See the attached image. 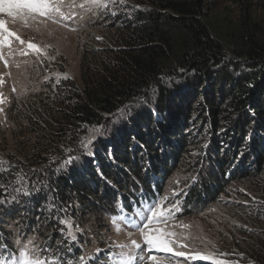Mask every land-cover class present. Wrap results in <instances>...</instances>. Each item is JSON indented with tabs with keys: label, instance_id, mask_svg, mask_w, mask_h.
Masks as SVG:
<instances>
[{
	"label": "trees",
	"instance_id": "16d2710c",
	"mask_svg": "<svg viewBox=\"0 0 264 264\" xmlns=\"http://www.w3.org/2000/svg\"><path fill=\"white\" fill-rule=\"evenodd\" d=\"M105 19L104 38L82 49L79 78L44 84L23 107L33 137L20 138L0 174L9 252L15 227L77 258L50 202L94 228L118 214V202L132 216L161 200L194 150L187 204L205 206L236 180H254L264 195V0H130ZM95 128L94 155H85L80 141ZM16 173L39 185L26 189L31 196L13 191ZM250 252L264 264L263 228Z\"/></svg>",
	"mask_w": 264,
	"mask_h": 264
},
{
	"label": "rangeland",
	"instance_id": "374dc122",
	"mask_svg": "<svg viewBox=\"0 0 264 264\" xmlns=\"http://www.w3.org/2000/svg\"><path fill=\"white\" fill-rule=\"evenodd\" d=\"M68 4H85V0H65L63 11L71 18L57 17L59 23L52 20H48L46 24L29 21L28 26H25L19 17L12 18L0 13V19L8 21L10 30L16 31L26 42L38 44L42 49L40 52L32 51L27 48V44L21 45L12 38L11 48L4 47L2 50L0 92L6 100L0 104V158L10 165V153H18L21 139L33 137L28 121L24 117L23 107L28 105L27 100L33 98V94L41 90L44 84L56 83L65 76L71 79L79 78L82 49L96 42L98 38H104L105 18L113 13L118 3L110 4L107 9H97L87 4L84 8L68 7ZM21 49L26 54H22ZM3 59L8 60L7 66ZM93 134L94 132L90 135ZM198 156L199 150L189 152L186 161L180 164L167 180L160 201L165 208L178 202L179 210L168 216L167 223L150 225L152 228H165L166 231L177 234L171 238L175 243L168 244L171 251L164 250L163 247H152L151 250L144 247L137 253L141 258L138 264H153L148 259L149 255L155 256L159 264H216L220 260L226 261L227 264H253L250 249L260 236L261 228L264 229L262 189L258 188L259 186H256L258 184L252 179L245 182L236 180L228 184L215 201L205 206L194 207L187 204L186 198L192 184L197 181L193 165ZM7 165L9 164L6 163L3 167ZM33 183L24 179L25 189L32 188ZM16 184L19 186L17 180ZM34 185V188L39 186L36 182ZM2 192L0 198L3 197L4 191ZM9 194L15 196L13 193L7 195ZM146 209H141L139 217L134 215L137 212H132V216L129 217L140 224ZM249 209L256 211V217L246 213ZM112 217L106 216L95 228L91 223L85 224L70 218L74 230L76 226L83 230L77 231L76 242L80 249L79 256H85L86 261L89 256L95 254L97 248L107 249L112 242L127 244L129 242L127 232L133 233L131 239L144 243L138 230L131 226L128 220L123 221V225L126 226L124 230L117 233L110 223ZM185 225L188 227H184ZM14 230L15 241L20 242L19 245H15L16 248L25 245L28 240H33L38 248H46L41 245V240L36 234L24 236L15 227ZM80 238L83 240L80 241ZM50 251L54 253L51 249ZM178 252H183L184 255H176ZM77 258L72 260L75 261ZM91 264H107L106 252L101 251Z\"/></svg>",
	"mask_w": 264,
	"mask_h": 264
},
{
	"label": "snow or ice",
	"instance_id": "6c2138e0",
	"mask_svg": "<svg viewBox=\"0 0 264 264\" xmlns=\"http://www.w3.org/2000/svg\"><path fill=\"white\" fill-rule=\"evenodd\" d=\"M117 3L122 5L125 3V0H85V4L97 9H107L110 4L115 5ZM85 4H68L67 6L84 8ZM64 7L65 0H0V13H5L12 18L19 17L25 26H28L29 21L38 22V24H46L48 20H52L54 23H59L60 21L57 17L63 19L71 18L63 11ZM12 38L19 41L21 45L27 44V48L32 51H42L38 44L31 41L26 42L16 31L10 30L8 27V21L0 19V59L3 58V48H11ZM21 53L26 54L23 52V49H21ZM3 63L7 66L8 60L3 59ZM65 78L67 77L65 76ZM13 91H15V89H13ZM5 100L6 98L3 93L0 92V104L4 103ZM122 115H124V113H122ZM99 130L100 128H95L93 129V132ZM95 139L96 136L93 134L89 138L80 141L79 146L83 154L90 156L94 155L91 151V145ZM205 147H207V145H205ZM74 159H76V157L69 155L63 163L66 166L71 164ZM6 163L9 164L8 168L3 167ZM10 170V163L0 158V173ZM15 178L19 186L13 187V191L22 195L31 196L33 193L26 190L24 187V179H26V177L22 178L21 173H16ZM0 189H3L5 192L7 191L6 185H0ZM40 190L41 189L39 188L35 189L36 192H39ZM166 199L167 198H165V200ZM3 202H7V200ZM48 207L52 211L60 213L57 223L62 225L59 231L64 234V240L61 241V243H67L68 241L73 243L76 242L77 231L82 232L83 230L79 229L78 226H76V229L74 230V224L67 216V207L70 206H57L53 201L50 202ZM117 210L118 214L113 216L110 220L113 229L117 233L123 231L124 227H126L123 225V221L128 220L131 226L138 230L144 242L143 244L136 239H131L133 233L127 232L126 235L129 237V242L127 244L112 242L107 249L101 250L97 248L95 254L89 256L87 261L83 255L79 256L74 261L60 255L59 253H52L49 248H38L33 240H28L25 245L15 248V250L11 252H9L7 245L0 244V264H91L92 261L96 260L101 251L106 252L107 264H138L141 258L137 253L144 247H148L149 250H151L152 247H163L164 250L171 251V249L168 248V244L175 243V240L171 238L175 237L177 234L175 232H168L165 228H152L150 225L153 223H167L168 216H171L174 211L179 210L178 202L167 208H165L160 200L150 203L140 224L135 223L133 219L125 214V209L122 203L117 205ZM165 211L167 212V215H165ZM134 215L139 217L140 214L137 212L134 213ZM184 227L188 226L185 225ZM19 244L20 242L18 240L14 242V245ZM181 247H186V245H181ZM70 251L71 245L65 249V252ZM176 255H184V253L178 252ZM148 259L151 260L153 264H159V261H157L155 256L149 255ZM216 264H227V262L220 260L217 261Z\"/></svg>",
	"mask_w": 264,
	"mask_h": 264
}]
</instances>
